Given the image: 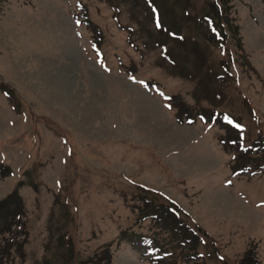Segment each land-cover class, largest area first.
Returning <instances> with one entry per match:
<instances>
[{
	"label": "rangeland",
	"instance_id": "rangeland-1",
	"mask_svg": "<svg viewBox=\"0 0 264 264\" xmlns=\"http://www.w3.org/2000/svg\"><path fill=\"white\" fill-rule=\"evenodd\" d=\"M227 115L264 134V0H0L1 264H264Z\"/></svg>",
	"mask_w": 264,
	"mask_h": 264
},
{
	"label": "trees",
	"instance_id": "trees-1",
	"mask_svg": "<svg viewBox=\"0 0 264 264\" xmlns=\"http://www.w3.org/2000/svg\"><path fill=\"white\" fill-rule=\"evenodd\" d=\"M219 23H221V22H219ZM223 143L225 144V147H226L227 146L226 141H223ZM10 225H11V222L9 220V222L5 224V227H3L1 229L2 226H0V232H2L3 230H9ZM15 244L17 246V249L19 250L21 247V244L17 243V242H15ZM10 247H11V244H6V246L3 248L1 253H8ZM106 257H107L106 260L104 258H101L99 261L96 262V264H110V256L107 255ZM102 259H104V263H101ZM241 263L242 264H258V262H256L255 258L253 257L252 251H247V253H246L245 257L243 258V260L241 261ZM0 264H1V261H0Z\"/></svg>",
	"mask_w": 264,
	"mask_h": 264
}]
</instances>
